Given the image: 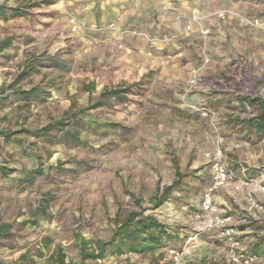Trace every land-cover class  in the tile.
<instances>
[{
    "label": "rangeland",
    "instance_id": "374dc122",
    "mask_svg": "<svg viewBox=\"0 0 264 264\" xmlns=\"http://www.w3.org/2000/svg\"><path fill=\"white\" fill-rule=\"evenodd\" d=\"M0 6V44L8 42L0 50V131L11 133L0 137V225L9 224L0 264H54L56 252L78 261L131 213L153 216L171 237L152 251L124 247L87 262L232 264L220 230L197 226L217 147L236 177L264 173V132L246 123L258 108L239 101L264 102V0ZM34 58L37 71L19 78ZM33 87L25 99L20 92ZM105 89L121 92L101 98ZM233 183L215 192L216 213L230 216L239 245L264 264V216ZM249 194L264 205V194Z\"/></svg>",
    "mask_w": 264,
    "mask_h": 264
},
{
    "label": "trees",
    "instance_id": "16d2710c",
    "mask_svg": "<svg viewBox=\"0 0 264 264\" xmlns=\"http://www.w3.org/2000/svg\"><path fill=\"white\" fill-rule=\"evenodd\" d=\"M5 9L0 6V16L4 18ZM21 13L15 12L13 15H20ZM8 42L5 40L0 44V50L6 48ZM49 61V60H48ZM41 65L36 58L27 60L24 62L19 75V78H23L32 72L37 71V67ZM94 84L88 83L86 89H92ZM121 90L116 89H105L101 92V98H109L111 96H118ZM21 95H25V99L30 96L37 94V88L33 87L30 90L20 92ZM100 98V99H101ZM240 103H248L258 108V112L251 118L246 120L250 128L255 129L257 132H264V102L256 97H241L239 98ZM103 103L101 100L97 104ZM60 123V122H58ZM11 133H4L0 131V137L9 138ZM75 139H78L74 136ZM175 167V175L179 177L177 163L173 160ZM4 168L0 167V171ZM177 180L172 184L164 188V192H168ZM163 202V198H159L156 202V206ZM9 224L0 225V236H5L8 232ZM171 237V234L167 231L165 226L161 224L156 218L151 215H144L138 217L137 214L131 213L127 218L117 227L107 241L100 242L95 249L82 250L80 253V259L78 261H65L64 255L60 252L55 253L54 264H91L87 261L102 260L107 254L116 253L120 254L125 251L127 252H142L152 251L156 247H160L162 243Z\"/></svg>",
    "mask_w": 264,
    "mask_h": 264
},
{
    "label": "built area",
    "instance_id": "2783aa9c",
    "mask_svg": "<svg viewBox=\"0 0 264 264\" xmlns=\"http://www.w3.org/2000/svg\"><path fill=\"white\" fill-rule=\"evenodd\" d=\"M253 26H262L257 19L248 21ZM208 30H204L207 33ZM208 157L209 155L206 154ZM211 166V184L203 192L201 198L202 220L197 231L219 229L223 239L228 243L229 249L227 259L232 264H254L258 261V256L255 253L249 252L239 245L236 240V229L230 224V216H219L216 213L214 204V194L222 187L233 181L235 190L246 189L249 195V209H256L261 216H264V205L257 203L251 198L250 192L257 191L264 194V173L256 177H236L230 168L221 160V150L219 147L215 150L210 160ZM192 236L187 237V241L192 240ZM173 260H179V254L174 249L170 251Z\"/></svg>",
    "mask_w": 264,
    "mask_h": 264
}]
</instances>
